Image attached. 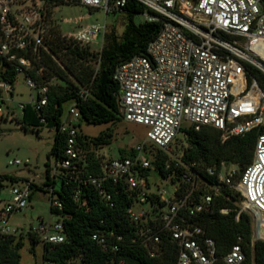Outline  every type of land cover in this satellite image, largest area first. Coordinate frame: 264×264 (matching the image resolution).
Masks as SVG:
<instances>
[{
    "label": "built area",
    "instance_id": "1",
    "mask_svg": "<svg viewBox=\"0 0 264 264\" xmlns=\"http://www.w3.org/2000/svg\"><path fill=\"white\" fill-rule=\"evenodd\" d=\"M128 1L0 0V120H17V113L23 116L25 105L37 117L44 111L49 86L63 83L44 60L48 55L57 63L50 51L52 44L77 46L91 52V46L98 45L101 39L98 51L102 50L105 26H82L79 23L84 17H78L61 21L77 26L63 33L61 22L53 15L57 5H79L101 10L106 16L123 13ZM132 1L157 15L145 13L147 21L162 23L147 44L146 53L119 63L113 73L121 120L146 127V139L129 154L103 157L97 176L85 174L89 150H84L78 141L81 116L77 102L67 103L59 127L66 137L65 145L61 158L54 160L53 169L48 168L49 178L57 182L74 176L82 185L93 186L106 201L110 199L107 185L122 188L130 201L126 214L134 228L133 242L143 247L150 258L158 256L163 241L168 240L174 246L175 264H216V243L207 237L198 218L212 213L221 189L237 195L236 220L240 213L250 216L251 245L264 242V133L257 136L252 161L238 179L236 168L222 162L203 170L211 182L201 177L194 163L181 160L174 142L188 129L214 128L224 143L264 126V90L254 78L248 79L245 68L248 64L264 74V58L252 50L254 44L264 41V0ZM19 80L29 90L27 102L13 98ZM78 94L82 99L88 95L83 88ZM39 121L44 122L42 118ZM157 155L167 157L166 169L173 166L166 178L152 164ZM8 165L18 166L21 162L15 159ZM152 172L174 186L169 196L153 184ZM1 184L0 178V187ZM30 184L25 181L9 189V200L0 208V236L23 234L22 229L9 226V219L27 209ZM42 188L49 207L60 211L56 184ZM80 193L74 191V201L80 200ZM230 211L222 207L218 213L225 216ZM32 232L42 248L65 240L63 219L58 216L53 222L40 221ZM92 239L103 250L109 247L118 251L103 236L94 234ZM239 242L240 238L222 256L224 264H247ZM249 264H254L253 260Z\"/></svg>",
    "mask_w": 264,
    "mask_h": 264
},
{
    "label": "trees",
    "instance_id": "2",
    "mask_svg": "<svg viewBox=\"0 0 264 264\" xmlns=\"http://www.w3.org/2000/svg\"><path fill=\"white\" fill-rule=\"evenodd\" d=\"M126 15V27L118 40L113 35L106 37V44L98 56L88 50L79 49L71 45H54L50 47L52 55L57 60L54 62L48 55L44 60L52 71L63 83L49 86L48 103L37 117L29 105L24 106L21 119L16 120L27 127L38 128L45 126L54 129L53 144L50 155L54 159L61 158L65 145V135L59 132L61 117L64 107L72 101L77 102L81 122L89 125L114 124L120 122L121 117L116 106L117 83L113 79L115 67L135 55L145 54L147 44L153 39L161 28V21H147L135 24L134 17L147 13L152 17L157 15L129 0L123 9ZM99 61L97 69L92 66L93 60ZM59 64V65H58ZM248 79L254 78L259 87L264 90V74L251 65H245ZM71 76V80L68 76ZM86 89L88 95L82 99L78 92ZM42 118L43 123L39 121ZM78 141L84 150H89L88 163L84 167L85 174L97 176L100 173L99 165L102 156L92 150L111 143L112 132L105 130L95 137H88L80 131ZM35 131V130H32ZM264 133V126L254 129L243 136L233 137L224 143L220 142V133L211 127H202L199 131L188 129L182 131L184 145L178 148L181 160L186 164L194 163L203 179L208 182L204 169L208 166L219 165L225 162L237 170V177L252 161L257 136ZM120 156L129 154L123 149L118 151ZM167 157L157 155L152 164L159 175L168 177L173 166L165 168ZM194 169V168H193ZM195 170V169H194ZM6 179V176H0ZM10 181H15L10 178ZM173 181V180H171ZM57 184L56 195L62 205L60 211L49 207V214L61 217L64 224L65 240L63 243L42 248V260L53 264H175L174 246L164 240L162 250L158 256L150 258L146 250L133 242L134 228L126 214L129 199L120 187L107 185L106 192L110 196L108 201L101 198L98 191L90 184L82 185L74 176L66 181L59 179L57 182L49 178L48 168L45 171L43 187ZM31 197L37 191L44 192L34 184H30ZM80 190V200H73V193ZM237 195L228 189H221V194L214 200L212 213H207L198 218L207 237L213 239L217 246L218 262L224 264L222 256L232 245L238 242L242 246L247 264L253 260L254 264L262 263L264 242L256 241L251 245L252 228L250 216L240 213L236 220ZM227 207L231 211L228 215H221L218 210ZM103 236L108 245H116L118 251L113 252L108 247L103 250L92 235ZM29 240L30 252L38 243L32 230L26 233ZM119 238V239H117ZM23 247V234L18 236H0V264H20L19 251Z\"/></svg>",
    "mask_w": 264,
    "mask_h": 264
},
{
    "label": "rangeland",
    "instance_id": "3",
    "mask_svg": "<svg viewBox=\"0 0 264 264\" xmlns=\"http://www.w3.org/2000/svg\"><path fill=\"white\" fill-rule=\"evenodd\" d=\"M88 13H90V15L85 17ZM53 15L58 22L84 17L79 25H104L106 33L102 48L106 44V37L108 35L111 34L118 40L120 39L127 22L126 15L122 12L105 16L104 12L101 10H89L86 7L71 4L57 5L53 10ZM145 20V14L134 17L135 24L142 23ZM75 27L77 28V26L73 24L60 23V28L63 33L73 31ZM98 43V45L91 46L92 51L90 52L97 56L100 54L98 50L101 48V39H98ZM252 50L264 58V41L254 44ZM98 64V58L93 60L92 66L94 69H97ZM67 76L68 79L72 81L71 76ZM17 83H19V86H17L15 90L14 100L27 102L30 94L29 90L20 85V80ZM18 119H21L19 113H17V120ZM38 129V132H36V128L34 127H27L26 130H24L16 119L0 120V176L7 177L6 179H2L0 187V208L4 202L9 200L8 191L12 185H22L27 181L42 188L46 169H53L54 167L55 159L50 155L54 130L48 129L45 126ZM105 130H111L112 132L111 143L107 146H101L98 149L92 147L91 151L104 158H117L120 157L118 153L120 149L129 152L134 146L141 144L146 139V132L148 129L142 125L124 121L103 125H89L80 121V131L85 136L95 137ZM183 145L182 135L180 134L176 142H174V146L178 149ZM15 159H18L21 165H8L9 161ZM10 178L15 181L11 182ZM151 180L153 184L157 186V189L165 192L166 197L173 192L174 186H172L169 181L159 179L153 172L151 173ZM152 190H155V188H152ZM134 209L137 210V208ZM55 219L56 217L54 215L49 214L48 197L41 191H37L33 194L24 212L14 214L10 217L9 226L12 229H22L23 232V247L19 251L20 264H43L42 246L36 244L34 246V252H30L29 240L26 233L36 229L40 221L53 222Z\"/></svg>",
    "mask_w": 264,
    "mask_h": 264
}]
</instances>
